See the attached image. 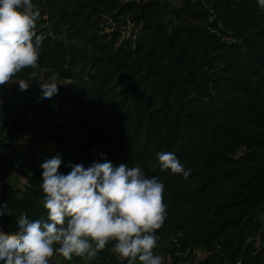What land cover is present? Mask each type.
<instances>
[{
  "label": "trees",
  "instance_id": "obj_1",
  "mask_svg": "<svg viewBox=\"0 0 264 264\" xmlns=\"http://www.w3.org/2000/svg\"><path fill=\"white\" fill-rule=\"evenodd\" d=\"M33 4L43 37L38 66L14 79L33 82L47 70L68 81L59 91L73 114L59 116L66 129L51 154L23 159L13 142L38 113L5 104L0 172L17 171L40 186L41 163L58 154L64 173L70 162H103L100 154L115 166H139L165 186L167 217L154 253L165 247L174 264H264V10L256 0ZM7 93L0 86V97ZM54 114L48 128L59 126ZM162 152L174 153L189 177L161 170ZM43 195L7 197L12 215L0 217V228L15 233L20 215L46 219ZM110 247L89 264H121ZM198 250L205 252L200 261Z\"/></svg>",
  "mask_w": 264,
  "mask_h": 264
},
{
  "label": "clouds",
  "instance_id": "obj_2",
  "mask_svg": "<svg viewBox=\"0 0 264 264\" xmlns=\"http://www.w3.org/2000/svg\"><path fill=\"white\" fill-rule=\"evenodd\" d=\"M256 3L264 10V0ZM40 16L33 0H0V86L17 82L20 91L30 87L14 77L38 66L43 42L37 34ZM36 76L32 71L29 79ZM59 85L40 83L41 99L52 101ZM157 156L161 170L189 177L190 170L174 153ZM100 160L88 167L70 162L66 173L59 171V154L41 163L46 219L20 215L15 233L0 228V264H50L55 254L66 261L79 257L89 264L110 242L109 250L121 264H164V257L154 253L157 230L167 217L164 184L156 177L147 178L139 166H115L104 154ZM4 215H12L6 202L0 205V217Z\"/></svg>",
  "mask_w": 264,
  "mask_h": 264
},
{
  "label": "rangeland",
  "instance_id": "obj_3",
  "mask_svg": "<svg viewBox=\"0 0 264 264\" xmlns=\"http://www.w3.org/2000/svg\"><path fill=\"white\" fill-rule=\"evenodd\" d=\"M17 81L23 80L27 82L30 87L26 91L19 90V84L12 82L8 84V93L4 97H0V109L5 104H17L22 108L31 107L37 111L38 114L30 115V120L34 126L29 127L25 131H19L13 142V149H15L23 159H29L32 156H39L42 154H51L56 146L55 138L63 130L66 129L61 123L59 116L73 114L71 104H66L67 99L63 96L62 88L66 87L68 81L60 80L57 76L53 75L50 71L44 70L39 79L30 81L28 79H16ZM55 82L59 85L58 93L51 101L50 108H44V103L40 94V83ZM43 111L48 114L45 118L39 115ZM55 112L54 116L57 117V124L48 128L44 123L47 121L49 115ZM7 148V147H6ZM12 150V148H10ZM7 150H9L7 148ZM42 191L40 186L33 184L26 176H23L17 171H11L6 168V172H0V200L2 203L7 202V197L22 198L25 194H30L33 191ZM156 254L164 257V264H174V259L169 251L162 247ZM197 261L205 257V252L198 250L195 251ZM64 258L57 255L50 264H61ZM76 264H85L84 260ZM139 264V262H137ZM179 264H192L191 261H182Z\"/></svg>",
  "mask_w": 264,
  "mask_h": 264
}]
</instances>
